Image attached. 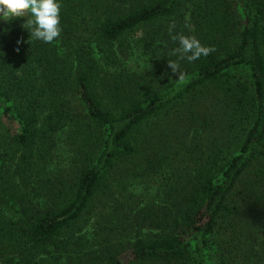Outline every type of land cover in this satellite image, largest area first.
<instances>
[{
  "label": "trees",
  "instance_id": "trees-1",
  "mask_svg": "<svg viewBox=\"0 0 264 264\" xmlns=\"http://www.w3.org/2000/svg\"><path fill=\"white\" fill-rule=\"evenodd\" d=\"M60 3L0 20V264H264V0Z\"/></svg>",
  "mask_w": 264,
  "mask_h": 264
},
{
  "label": "clouds",
  "instance_id": "clouds-1",
  "mask_svg": "<svg viewBox=\"0 0 264 264\" xmlns=\"http://www.w3.org/2000/svg\"><path fill=\"white\" fill-rule=\"evenodd\" d=\"M30 14L27 25L30 38L45 44L53 43L61 35V3L60 0H0V20L10 21L13 18ZM187 26V25H186ZM176 23L168 26V33L178 47L173 54L189 63L208 56L214 49L201 44L195 36L174 35ZM173 73H180V65L168 60Z\"/></svg>",
  "mask_w": 264,
  "mask_h": 264
},
{
  "label": "rangeland",
  "instance_id": "rangeland-1",
  "mask_svg": "<svg viewBox=\"0 0 264 264\" xmlns=\"http://www.w3.org/2000/svg\"><path fill=\"white\" fill-rule=\"evenodd\" d=\"M65 139H66V136H61L60 137V140H59V150H58V152H59V154L62 156L63 154H62V151H63V148H65ZM69 155V150L68 151H66L65 153H64V155L62 156V158H64V157H67Z\"/></svg>",
  "mask_w": 264,
  "mask_h": 264
}]
</instances>
